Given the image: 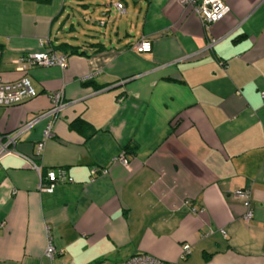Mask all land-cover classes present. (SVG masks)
<instances>
[{"label": "crops", "instance_id": "1", "mask_svg": "<svg viewBox=\"0 0 264 264\" xmlns=\"http://www.w3.org/2000/svg\"><path fill=\"white\" fill-rule=\"evenodd\" d=\"M222 1L205 26L178 0H0V78L37 92L0 106V136L63 95L38 171L0 157V264L178 262L185 243L181 264H264V0ZM143 38L151 50L135 51ZM42 50L64 65L17 69ZM47 121L18 131L15 150L32 156ZM58 168L72 180L38 189Z\"/></svg>", "mask_w": 264, "mask_h": 264}, {"label": "built area", "instance_id": "2", "mask_svg": "<svg viewBox=\"0 0 264 264\" xmlns=\"http://www.w3.org/2000/svg\"><path fill=\"white\" fill-rule=\"evenodd\" d=\"M181 5L187 6L195 13L200 22L207 26L210 23L221 19L228 11L229 6L222 0H178ZM116 7L121 10L122 4L117 3ZM215 40L212 39L209 44ZM133 49L137 52H149L151 50V42L148 39H140L133 44ZM17 69L24 71L27 68L34 65L50 66L58 65L63 66L65 57L62 54L56 53L52 50H42L28 53L25 56H20L15 59ZM91 77V74L87 75L84 79ZM37 92L31 86L27 77H20L13 81H3L0 78V106H9L13 104L22 103L30 98L36 96ZM261 95L264 96V89L261 90ZM51 107L49 110L38 114L30 120L22 123L17 131L0 136V157L5 153L19 154L25 161L28 167L39 170L38 165L35 163L34 158L39 157L43 148L44 140L51 137L52 125L54 120V114L63 107V95L62 89L56 90L51 93ZM48 117V121L42 131V139L38 142L35 151L32 156L23 155L15 150V137L18 131L29 129L40 118ZM118 160L125 166H127L126 160L122 154L119 155ZM105 172V170H103ZM71 177L67 176L63 169H49L45 173L44 178L39 177L38 189L49 190L57 182L71 181ZM232 195L235 199L239 200L245 207V212L242 214V219L248 221L252 216V210L250 207V195L246 189L237 188L232 191ZM224 234V230L220 229ZM190 251V245L185 243L181 247L179 261L178 262H164L156 257L148 254L138 253L126 258L121 264H181L180 260H183ZM55 247L51 242L45 245L43 254L45 257L51 259L54 256ZM53 264H65L63 262H56Z\"/></svg>", "mask_w": 264, "mask_h": 264}, {"label": "trees", "instance_id": "3", "mask_svg": "<svg viewBox=\"0 0 264 264\" xmlns=\"http://www.w3.org/2000/svg\"><path fill=\"white\" fill-rule=\"evenodd\" d=\"M90 44H97V43H90ZM57 49L62 50V52L65 54H72V53H82L81 51H77L75 46H70L67 43L63 42V43H59L58 45L54 46ZM97 48H101V45H99ZM64 56V55H63ZM61 169V168H58Z\"/></svg>", "mask_w": 264, "mask_h": 264}, {"label": "rangeland", "instance_id": "4", "mask_svg": "<svg viewBox=\"0 0 264 264\" xmlns=\"http://www.w3.org/2000/svg\"><path fill=\"white\" fill-rule=\"evenodd\" d=\"M92 27H93V29H95V30L98 28V26H95V27L92 26ZM44 248H45V247H44ZM44 256H45V255H44ZM103 264H106V263H103Z\"/></svg>", "mask_w": 264, "mask_h": 264}]
</instances>
